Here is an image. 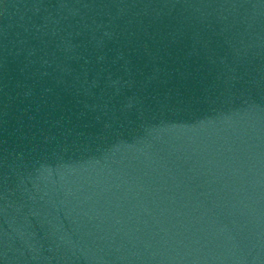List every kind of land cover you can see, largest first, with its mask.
Listing matches in <instances>:
<instances>
[{"label":"water","instance_id":"95a60500","mask_svg":"<svg viewBox=\"0 0 264 264\" xmlns=\"http://www.w3.org/2000/svg\"><path fill=\"white\" fill-rule=\"evenodd\" d=\"M0 264H264V0H0Z\"/></svg>","mask_w":264,"mask_h":264}]
</instances>
